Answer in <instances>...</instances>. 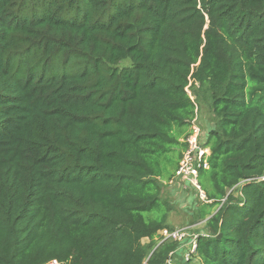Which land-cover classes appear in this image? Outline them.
<instances>
[{
    "label": "trees",
    "instance_id": "1",
    "mask_svg": "<svg viewBox=\"0 0 264 264\" xmlns=\"http://www.w3.org/2000/svg\"><path fill=\"white\" fill-rule=\"evenodd\" d=\"M200 91L185 264H264V0H0V264H168Z\"/></svg>",
    "mask_w": 264,
    "mask_h": 264
},
{
    "label": "built area",
    "instance_id": "2",
    "mask_svg": "<svg viewBox=\"0 0 264 264\" xmlns=\"http://www.w3.org/2000/svg\"><path fill=\"white\" fill-rule=\"evenodd\" d=\"M186 143V148L182 152L177 168L167 181V184L169 186L182 185L186 191L189 190V187H191L195 192H197L199 198L204 200L206 197L198 182V170L200 168H207V157L210 150L204 143V137L202 136L201 129L196 123V118L192 120V130L186 138ZM187 180L189 181L188 183L185 182ZM201 223H203V221L199 222V224ZM159 234L161 236V240L172 239L180 242V249L184 246L188 247V250L183 252L184 264L195 251L196 239L199 235L195 233L193 226L175 227L173 230L163 228L159 231ZM203 234L207 235L206 233ZM175 261L176 258H174V254H170V257L167 260L168 264H177ZM46 264H58V262L53 259L48 261Z\"/></svg>",
    "mask_w": 264,
    "mask_h": 264
},
{
    "label": "rangeland",
    "instance_id": "3",
    "mask_svg": "<svg viewBox=\"0 0 264 264\" xmlns=\"http://www.w3.org/2000/svg\"><path fill=\"white\" fill-rule=\"evenodd\" d=\"M128 61H124L120 66L127 65ZM190 93V91L188 90ZM203 92H199V102H198V111H197V121L201 128L202 136L205 138L206 132L213 127V117L209 109L208 104L203 102ZM193 98V96H192ZM169 180V179H168ZM166 180V183L167 181ZM188 183L189 181H185ZM189 186V185H188ZM170 187L172 189H170ZM163 187V196L170 203V210L167 214V223L170 227H182V226H193L195 233L200 234L205 231L204 224L201 220H197V207L200 205L197 196L193 192V189L189 187V192H187L182 185ZM199 230H201L199 232ZM146 242V241H145ZM188 250V247L184 246L181 251L177 252L176 256L177 264H184L183 257L185 251Z\"/></svg>",
    "mask_w": 264,
    "mask_h": 264
}]
</instances>
